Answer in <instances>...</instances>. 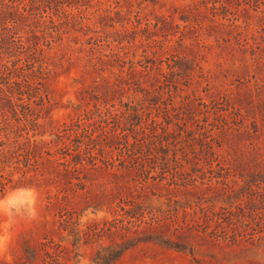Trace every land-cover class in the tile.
Returning a JSON list of instances; mask_svg holds the SVG:
<instances>
[{"label": "rangeland", "instance_id": "374dc122", "mask_svg": "<svg viewBox=\"0 0 264 264\" xmlns=\"http://www.w3.org/2000/svg\"><path fill=\"white\" fill-rule=\"evenodd\" d=\"M0 181V264H264V0H0Z\"/></svg>", "mask_w": 264, "mask_h": 264}, {"label": "trees", "instance_id": "16d2710c", "mask_svg": "<svg viewBox=\"0 0 264 264\" xmlns=\"http://www.w3.org/2000/svg\"><path fill=\"white\" fill-rule=\"evenodd\" d=\"M66 163H67V167L71 166L70 161H66ZM66 163H65V164H66ZM0 186H1V189H2V190H5L6 187H7V184L4 183V182H2V181H0Z\"/></svg>", "mask_w": 264, "mask_h": 264}]
</instances>
